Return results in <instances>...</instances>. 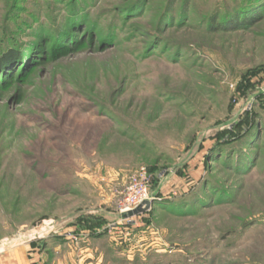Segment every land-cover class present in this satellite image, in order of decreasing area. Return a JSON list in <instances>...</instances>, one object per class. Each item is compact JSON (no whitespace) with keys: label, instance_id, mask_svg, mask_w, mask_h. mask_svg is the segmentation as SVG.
I'll list each match as a JSON object with an SVG mask.
<instances>
[{"label":"rangeland","instance_id":"rangeland-1","mask_svg":"<svg viewBox=\"0 0 264 264\" xmlns=\"http://www.w3.org/2000/svg\"><path fill=\"white\" fill-rule=\"evenodd\" d=\"M237 4L0 0V53L25 55L0 72V258L264 264V18L222 30Z\"/></svg>","mask_w":264,"mask_h":264},{"label":"trees","instance_id":"trees-1","mask_svg":"<svg viewBox=\"0 0 264 264\" xmlns=\"http://www.w3.org/2000/svg\"><path fill=\"white\" fill-rule=\"evenodd\" d=\"M80 16L81 15L76 13L75 11L70 12L67 20V23L70 26V28H72L73 26L74 27L77 26V24L81 25L80 22L82 18ZM214 17L215 16H213V18L210 20L211 30H215V28L218 29V27L216 26L214 27V20H215ZM263 18H264V0H238V4L236 7H233L231 10L229 9L225 10V14L222 16V23L219 26H221L222 30H248L258 22H260ZM70 33L71 30L60 31L58 33V36L56 38L54 37L55 40L53 39L54 40L52 43L53 46L54 47H56L57 45L59 46L65 40V37L70 35ZM68 41L69 43H74L75 40L69 39ZM11 44L7 45V47L4 50H2L0 53V72H3L7 65H11V64L14 65L18 63L25 56L22 55L23 53L21 52L19 47L17 48L13 44L12 45ZM31 44H32L31 46L27 47L28 50L25 54L28 58L30 57V55H32L33 56L32 61H33L35 58H39V56L36 55L37 54L36 46L38 43L34 41ZM16 49L19 50V52ZM249 125L250 122L245 125V128L246 129L249 128ZM225 146L222 145V147ZM227 147L229 146H226L225 148ZM247 158H248L247 161L248 164H252L253 161L250 153L247 156Z\"/></svg>","mask_w":264,"mask_h":264},{"label":"built area","instance_id":"built-area-1","mask_svg":"<svg viewBox=\"0 0 264 264\" xmlns=\"http://www.w3.org/2000/svg\"><path fill=\"white\" fill-rule=\"evenodd\" d=\"M148 185L149 181L147 180L146 173L141 171L137 177L131 180L130 185L126 188L122 200L118 203L119 212L127 216L129 213L143 207L145 202H151L152 206L155 199L151 198L149 195ZM127 217L129 218L131 216ZM50 226V224H46V228H43L42 230L44 232H46V230H51Z\"/></svg>","mask_w":264,"mask_h":264},{"label":"water","instance_id":"water-1","mask_svg":"<svg viewBox=\"0 0 264 264\" xmlns=\"http://www.w3.org/2000/svg\"><path fill=\"white\" fill-rule=\"evenodd\" d=\"M151 204H152L151 202H145L143 204V207H140L137 210L133 211L132 213H129L127 216H134L140 214L142 211H147L149 210Z\"/></svg>","mask_w":264,"mask_h":264},{"label":"crops","instance_id":"crops-1","mask_svg":"<svg viewBox=\"0 0 264 264\" xmlns=\"http://www.w3.org/2000/svg\"><path fill=\"white\" fill-rule=\"evenodd\" d=\"M14 255H5L4 257L0 258V264H12V259Z\"/></svg>","mask_w":264,"mask_h":264}]
</instances>
